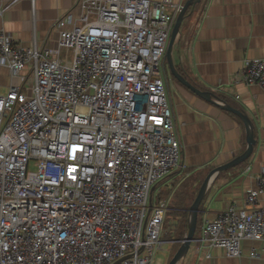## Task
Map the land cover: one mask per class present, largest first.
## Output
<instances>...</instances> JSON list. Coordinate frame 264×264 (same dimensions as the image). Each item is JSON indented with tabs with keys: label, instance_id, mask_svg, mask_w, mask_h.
<instances>
[{
	"label": "built area",
	"instance_id": "obj_1",
	"mask_svg": "<svg viewBox=\"0 0 264 264\" xmlns=\"http://www.w3.org/2000/svg\"><path fill=\"white\" fill-rule=\"evenodd\" d=\"M75 7L57 19L55 47L0 31L10 78L0 93V264H152L169 243L167 203L152 192L182 166L162 73L182 5ZM233 81L264 89V57L246 59ZM260 194L264 169L242 206L204 220L201 246L238 257L244 240L264 241Z\"/></svg>",
	"mask_w": 264,
	"mask_h": 264
},
{
	"label": "crops",
	"instance_id": "obj_2",
	"mask_svg": "<svg viewBox=\"0 0 264 264\" xmlns=\"http://www.w3.org/2000/svg\"><path fill=\"white\" fill-rule=\"evenodd\" d=\"M173 1L183 7L187 0ZM76 2L0 0V31L24 45L36 38L39 44L55 47L56 21L70 10L77 11ZM171 57L177 72L196 87L220 96L225 103L246 113L252 120L256 138L253 152L243 163L214 171L245 151L244 124L236 114L181 84L167 61H163L162 73L180 142L182 166L156 184L152 196L166 201L169 208L166 215H173L178 222L176 235L184 230L185 212L176 213L171 207L193 203L203 181L214 171L199 205L201 222L194 240L177 264H264V241L244 240L238 257L227 256L219 247L203 248L199 241L204 220L229 204L242 206L249 191L256 189L257 176L264 169V89L233 81L246 59L264 57V0H200L182 22ZM9 83L8 69L0 65L1 94L8 91ZM258 205L264 206V194L258 195ZM186 219L188 222L189 214ZM172 233L162 231V239L173 240L179 246L181 239L171 238ZM200 247L201 254L197 252Z\"/></svg>",
	"mask_w": 264,
	"mask_h": 264
},
{
	"label": "water",
	"instance_id": "obj_3",
	"mask_svg": "<svg viewBox=\"0 0 264 264\" xmlns=\"http://www.w3.org/2000/svg\"><path fill=\"white\" fill-rule=\"evenodd\" d=\"M199 1L200 0H187L184 3L181 11L178 13V15L176 17L175 23H174L173 28L171 30L163 61L166 60L168 62V65H169V68H170L172 74L181 84H183L185 87H187L189 90L196 93L197 95H199L203 99H205L209 102H212V103H216L217 105L222 107L224 110L231 112L233 114H236L241 119V121L243 122L244 127H245V133H246L247 147H246L245 151L242 152L240 155L236 156L235 158H233L229 162H226L224 165L219 166L214 171L226 170V169H229L231 167H234V166H237V165L243 163L253 152V148L256 144V138H255L254 126H253L252 120L242 110L225 103L223 100L219 99L216 95L212 94L211 92L203 91V90L199 89L193 83H191L186 78H184L175 69V67L173 65L172 57H171L172 46H173L174 41H175L179 31H180L181 24L185 18V13H186L189 6L194 5V4L198 3ZM212 173H209V175L203 181L193 203L190 206L187 234L181 240L177 251L174 253V255L172 256V258L170 259L168 264H177L178 261L182 258V256L189 249L192 240H194V234H195V230H196V226H197L199 205L201 203V200L203 198L206 186L208 184V181H209Z\"/></svg>",
	"mask_w": 264,
	"mask_h": 264
},
{
	"label": "rangeland",
	"instance_id": "obj_4",
	"mask_svg": "<svg viewBox=\"0 0 264 264\" xmlns=\"http://www.w3.org/2000/svg\"><path fill=\"white\" fill-rule=\"evenodd\" d=\"M167 63H166V68H168ZM170 76L171 75L168 74V79L172 81L173 79ZM27 89L28 88L26 87V90ZM176 224H177V220L176 218H174L173 215H169V214L166 215L164 220V228H163L164 234L166 232H174L175 229L177 228ZM166 241H168L169 243H165L162 249L156 251L152 264H168L174 253L177 251L179 246L174 243L172 245L170 244V241L173 240L167 239Z\"/></svg>",
	"mask_w": 264,
	"mask_h": 264
},
{
	"label": "trees",
	"instance_id": "obj_5",
	"mask_svg": "<svg viewBox=\"0 0 264 264\" xmlns=\"http://www.w3.org/2000/svg\"><path fill=\"white\" fill-rule=\"evenodd\" d=\"M195 5V4H194ZM194 5H191V6H189L188 7V9H187V11H186V13H185V18H187L189 15H191L192 14V11H193V8H194ZM184 18V19H185ZM184 21V20H183ZM219 99H221L220 98V96H219ZM222 100V99H221ZM172 174V173H171ZM170 174V175H171ZM156 186V185H155ZM179 193L182 195V189H181V192L179 191ZM191 197H193V194H192V196ZM191 204L192 203H189L187 206H181V205H177V206H173V207H171V209H173L174 210V212H176V213H180V212H185V223H184V225H183V227H182V229L184 228V230H182V232H180L179 234H177L176 235V232L174 231L172 234H171V238H175V239H178V240H182L183 238H184V236L186 235V233H187V231H188V222H187V217H188V214H189V211H190V206H191ZM169 209V208H168ZM200 208H199V211H198V218H197V226H196V230H197V227L199 226V223L201 222L200 221ZM176 226H178V222H177V224H176ZM196 232V231H195ZM167 233H169V232H167ZM177 237V238H176Z\"/></svg>",
	"mask_w": 264,
	"mask_h": 264
}]
</instances>
